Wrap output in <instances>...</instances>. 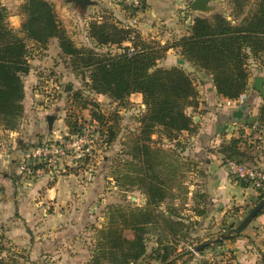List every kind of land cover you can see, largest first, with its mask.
<instances>
[{"label": "rangeland", "instance_id": "374dc122", "mask_svg": "<svg viewBox=\"0 0 264 264\" xmlns=\"http://www.w3.org/2000/svg\"><path fill=\"white\" fill-rule=\"evenodd\" d=\"M49 1L54 6L60 24L64 27L75 45L79 48L93 47L89 40L86 39L84 32L85 25L87 21H94L90 20L92 16L107 15L106 13L111 12L110 8L106 6L105 1L92 0V3L85 9H82L74 2L66 0ZM190 1H187L188 5ZM26 2L27 0H0V4L6 6L9 12L7 23L20 37H25V32L22 30V22L26 18L24 7ZM210 5H212L211 11L200 12V15H210L217 11L225 14L231 12V5L228 0H211ZM26 43L29 49L28 60L31 69L37 71L36 84L32 86L28 85V87L40 94L37 96L38 102L46 100L49 97L52 98L54 88L51 83L47 82L48 76L45 73L49 71L56 74L58 76L56 79L58 80V88L55 91V98L62 101V103L59 104L62 111L64 110L61 112L62 116L64 115V118H66L69 113L68 111L74 108L75 111H78L76 114L80 116L79 124H89L93 120H96L100 125L101 135L103 136L102 140H97L95 144L94 157L86 162L73 165L74 167L78 166L76 167V173L72 177V180L75 181L76 187L77 189L79 188V190L73 193L75 197L70 200V202L63 203L57 206V208L52 204L47 208V213L52 214V217H46L43 211V213L39 212L37 214L38 216L34 218H24L18 212V205L13 206V203L12 205L10 203H5L3 205V216H0L1 258L13 264H93L92 261L96 254L99 240L105 239V243L108 244V240H106L108 238V227L114 220H121L113 219L112 216L118 218L119 211L124 210L129 212L133 208L145 207L149 200L147 194L148 185H146L145 182L150 186L155 184L158 185L159 181H161L159 179L166 174L164 163L168 162L173 165L174 180L170 185L172 187L169 186V188H171L169 191L167 190L168 186L162 187L159 184L157 187L162 189L161 194L163 193L164 199L159 206H152L155 207V209L157 208V213L159 212V226L161 228L159 232H157L158 236L156 234H147L145 236L147 253L141 260L132 264H163L164 259H162V256L164 255V246L171 247L167 260L173 261L172 264H226L229 260H234L237 264H244L238 260L236 250L229 245V243L235 242L242 235L251 239L249 245L253 243V247L251 246L252 248H247L245 246L241 247L244 254H246V250L250 252V249H252V264H264V246L259 245L255 239L247 235V233H253L255 230V227L248 228L250 224L245 230L240 232L243 233L245 231V233L241 234L239 237L234 239L226 238L221 239L220 242H214L223 234H229L228 237H230L236 233H230V230L236 228L248 215L257 201H259L257 197L261 193L260 189H256L257 193L254 200L248 197L247 201L245 203L243 202V204H231L232 206L228 208V211L217 220H213L214 222L210 227L203 226L200 228L199 223L201 220H188V218L185 220V216L182 214L185 212L184 209L188 208V206L186 207L184 204L187 201V197H189L187 194L190 191V187L194 189V191L199 190V186L197 187L196 185L202 183L199 180H203L202 178L205 174L204 168H207L209 162L217 160L216 157L212 155L216 154L215 149L219 150V160L221 161V165L225 166L224 159L227 156L225 153L221 152L223 142L216 147H213L212 144H208L206 148H202L204 141L200 142L191 138L193 135L197 136V133L201 130L200 124L194 128V133L183 131L177 139H169L168 142H163L162 138L156 140V144H153V141H147L145 144L149 148L148 156L152 159L151 165H153V167L145 168L146 166L143 163V158L140 157L139 153L135 156L133 152L129 154L127 160L130 162L127 168L129 171H132V173L137 172V176H140L141 181L135 183V179L133 180L134 177L127 178L125 183L130 186H127V190H124V182L119 184L118 176L119 165L122 163L120 162L118 146L119 124L131 125V128L128 129L132 134L131 147L133 151H135L134 141L136 137L134 136L135 131L133 130L135 128L134 120L141 119L142 108L138 110V107L126 101L122 102V104H112V101L108 103L107 100L102 98L99 102L96 95L89 90L91 84L89 69L84 66H78L73 58L62 54L57 38H51L49 42L50 46L48 45L47 48L27 39ZM46 49L49 50V52H46ZM98 51L101 52L100 50ZM262 61L264 62V59H262ZM259 69L261 70L255 73H257L258 76H263L264 68ZM189 73H191L196 86H199L200 81H205L197 74L198 72ZM68 87L71 90H68ZM72 90L74 92H81L82 101L87 99L90 101L89 103H91V105L86 109H81L79 108L80 105L73 101L72 108L67 110L70 106L68 105V101H70V97L73 95L70 92ZM93 103L100 104L98 107L94 108V111L102 120H98L99 118L95 117L94 119L92 118L93 115L91 111L93 109ZM262 105H264V100L261 103V106ZM56 107L57 106H54L51 112L52 115L59 116ZM119 108L121 111L126 109V112H117ZM106 113L108 116H110L108 113H111L110 119L114 124L109 130L108 123H106ZM90 115H92V117ZM103 118L105 119L104 122ZM125 119H127V122H124ZM128 119L131 121L133 120L132 124H129ZM64 122L62 121L59 122L60 124H57L56 132H52L53 136L51 139L56 138L58 136L57 133L62 136L66 135ZM262 129L264 131V122L262 123ZM0 130L2 131L4 128L0 126ZM162 132L165 135L166 131L162 130ZM186 132L188 134L185 135ZM20 137V135L10 137L8 134H4L2 139H4L5 144L9 145L10 148L13 146L14 150L18 149L17 147L20 146V143H23L22 148L24 149L30 145L46 141L32 142L30 140H21ZM109 138H112V140L109 141ZM243 140L247 142L246 140L252 139L247 137L243 138ZM15 141L18 143H15ZM252 141H254V139ZM158 142L159 145L157 144ZM163 144L169 145L168 152L167 149L162 146ZM254 145V143H251V146ZM0 150H2L1 146ZM14 155L16 156L17 153ZM20 155L21 154L17 155L15 160L9 161H6L4 157L0 156V162L2 161L10 166L13 165L10 172L12 171L15 176L20 175V178L17 180L18 182L15 183L16 191L18 194L20 193L21 197V194L26 191V186H24L22 182L24 177L19 170ZM132 157L134 158L133 160L131 159ZM239 157L238 155V160L241 161L250 160L249 156L246 160ZM155 164L157 168L154 166ZM90 166L94 168L92 171L89 170ZM99 171L102 172L103 180L100 178V182L97 183L95 176ZM229 174L233 177V180L236 179L240 183H246L230 172ZM132 176H134V174ZM33 178V176H29L26 180L29 179L33 181ZM135 185L146 200H140L138 198L139 196L132 193V191L135 190ZM18 188H20V190ZM173 197L179 199L176 202L177 204H175L173 200L170 201ZM195 197L197 198L195 195L191 197V202L193 201V203L190 207L194 210L193 212H195L193 215H196V213H198L197 209L200 208L195 201ZM212 204L214 205L215 202ZM45 205H48V203L42 206ZM14 209H16V211ZM55 210L61 213H57ZM203 210L206 211L207 208H203ZM216 210H220L219 206L214 209V213ZM167 211L170 212V214H167ZM8 215H10V217H8ZM212 217L216 219L218 215L215 213ZM190 223H194V225L191 226ZM195 224H197L198 228L195 227ZM104 228L106 230L102 233ZM121 229L125 239L134 238L135 233L130 227L122 226ZM160 240L163 241V244ZM202 243L209 244L203 250L196 251V246ZM115 262L116 261H112L108 256H105L99 261V264H115Z\"/></svg>", "mask_w": 264, "mask_h": 264}, {"label": "trees", "instance_id": "16d2710c", "mask_svg": "<svg viewBox=\"0 0 264 264\" xmlns=\"http://www.w3.org/2000/svg\"><path fill=\"white\" fill-rule=\"evenodd\" d=\"M231 12H213L210 15H197L189 27V33L181 36L172 45H162L157 41H144L138 33L135 41L141 50L132 54H112L98 48L109 43L120 46L130 38L131 31L122 28L120 21L106 13L101 20L91 21L88 35L93 47H77L64 27L60 24L53 4L49 0H27L25 3L26 18L22 22L25 37L17 35L9 26V15L6 6L0 4V126L5 130H18L24 116L23 104L26 88L25 76L31 71L28 60L27 40L47 48L51 38H57L62 54L73 58L78 66L90 71V91L105 94L113 101L125 102L132 93L143 94L145 110L142 113L141 131L134 141V156L143 158L145 168L153 167L149 148L145 144L152 141L154 133L166 131L168 139H177L181 132L194 133L199 122L188 112L189 107L198 106V90L191 73L180 66L171 68L159 66L167 50L178 47L183 57L198 70L212 76L217 93L227 99H239L250 87L252 71L251 60L261 59L264 55V0H228ZM147 9V1L141 6ZM83 68V67H82ZM71 90V89H70ZM73 94L68 101L72 108L73 101L86 109L91 103L82 101L81 92ZM82 102V103H81ZM93 119L99 118L92 104ZM65 118L69 134L82 131L83 125L74 108L68 111ZM102 120V119H98ZM103 118V122H104ZM259 123L264 122V105L259 110ZM107 123V121H106ZM249 124V123H248ZM253 124H249L252 126ZM111 127H108V130ZM112 138H109L111 141ZM242 138H231L222 145V151L229 158L238 159L241 154L239 144ZM226 157V158H227ZM37 167V166H36ZM151 167V168H152ZM141 173V172H140ZM147 186L148 202L143 208L131 211H119L118 218L108 227L106 244L100 239L93 257V264L108 256L115 264H132L141 260L147 253L146 235L157 234L160 215L157 208L164 199L158 185ZM247 186L248 183H241ZM258 200L264 197V186L260 188ZM156 210V211H155ZM199 211V210H198ZM199 211V213H202ZM264 213V207L257 215ZM165 217V216H164ZM121 226V227H120ZM122 226L130 227L135 236L125 239ZM105 228L102 233L105 232ZM235 233L228 239L239 237ZM163 244V241L160 240ZM220 242V241H219ZM163 264H172L167 260L171 247H163ZM0 264H13L0 257Z\"/></svg>", "mask_w": 264, "mask_h": 264}, {"label": "crops", "instance_id": "0c3cea01", "mask_svg": "<svg viewBox=\"0 0 264 264\" xmlns=\"http://www.w3.org/2000/svg\"><path fill=\"white\" fill-rule=\"evenodd\" d=\"M106 6L110 8L111 12H108L110 15H113L119 20L126 19L127 16L125 11L116 5L111 0H104ZM147 1V9L142 14V27H141V38L146 41H157L162 45H172L175 41H177L181 36L189 33V20L191 18H195L197 15H200V12L197 11H189L187 9L188 0H146ZM190 1V0H189ZM85 25V36L86 39L89 40L92 45L93 42L88 35V21ZM50 46V44H49ZM46 52L49 50H45ZM264 59V55L262 56ZM183 60L184 62H181ZM159 66L171 68L174 66H180L185 69L187 72H198L199 76L205 80L201 82L199 86H197L198 90V106L196 108L189 107L187 110L190 114L194 115V119L196 122H199L201 125V130L197 133V136L193 135L191 138L196 139V141H204L202 144V148H206L208 144H212L213 147H216L218 144L223 142L229 143L231 138H242V141L239 144V148L241 150V154H239V158L245 159L249 156L252 164L262 166L264 168V141L259 143L255 138V133L249 135L247 131V127H250L249 124H258L260 128H262V123H259V110L261 103L264 100V96L261 95L254 87L253 81L254 77L258 76L257 71H260L259 68H264V62L261 59L251 60L250 69L252 71V77L250 80V87L247 92L242 96L243 103L241 105H227L226 98L220 96L217 93L216 87L214 85L212 76L206 74L205 72L198 70L191 62L187 61L178 47H170L165 56L158 61ZM37 71L35 69H31L30 73L25 76V88L26 95L23 101L25 111L24 116L22 118V122L20 124V128L18 130H0V136L8 134V136H21V140H30L32 142H41L43 140L51 139L52 132H56V126L59 122H64L65 134L68 132V127L66 124V120L64 115L62 116L61 112L62 108L59 107L62 101L55 99L53 103L47 102L46 100H42L38 102L37 96L40 94L34 92L33 89H29L28 85H35L37 82ZM254 73V74H253ZM68 89V88H67ZM33 90V91H32ZM70 90V89H68ZM71 92V91H70ZM69 92V93H70ZM94 93V92H93ZM96 95L97 100L99 102L104 98L107 102H113L112 104H120L119 101H113L105 94ZM40 98V97H39ZM95 100V99H94ZM96 101V100H95ZM67 102V101H66ZM126 102L130 103L138 107V110L142 108L141 114L145 110V104L143 102V94L139 92L132 93L129 98L126 99ZM97 107L100 105L98 103ZM57 106L56 109L59 112V116L52 115V108ZM246 106L245 109L242 107ZM121 107V106H120ZM65 109V108H64ZM105 112V110H104ZM110 112V110H109ZM119 113L126 112V109L121 111H117ZM107 115V123L108 127H113V121L111 118V113ZM54 116V120L52 126H50L48 117ZM92 117V115H90ZM93 118V117H92ZM61 119V120H59ZM127 122V119L124 120ZM129 124H132L128 119ZM249 123V124H248ZM60 124V123H59ZM112 124V126H111ZM135 131L134 136L137 135L141 131V121L140 119L134 120ZM131 125L127 126V124L121 125L119 124V154H120V165H119V184H124V190H127V186H130L125 183L127 178L134 177L135 183H139L141 181L140 176H137V172L132 173V171L128 170V156L133 152L131 147V131L129 129ZM107 132V131H106ZM224 132V133H223ZM58 135H61L57 133ZM188 134L187 132L185 135ZM250 137L252 140H246L244 142L243 138ZM162 138L163 142H168L169 139L165 137L162 133H154L152 135L153 144H156V140ZM40 140V141H39ZM256 140V141H255ZM15 143H18L15 141ZM251 143H254V146H251ZM26 144V143H25ZM159 145V142L157 143ZM261 145V146H260ZM15 146V145H14ZM23 143H20L17 150H14L13 146H11L8 153H4L0 150V156L4 157L6 161L15 160L16 156L21 154L23 151ZM26 146V145H25ZM164 148L169 150L168 144H163ZM16 147V146H15ZM116 150V149H115ZM171 150V149H170ZM216 154H212L213 157H216L217 160L209 162L207 168H204L205 174L202 178L203 180H199L202 183L199 185V190L194 191L190 187V191L188 192L187 201L184 205L188 208H185L182 214L185 216V220H201L199 225L200 228L205 226H211L213 224V220H217L220 216H223L227 211L231 204L239 205L245 203L250 197L252 200L255 199V195L257 190L252 188L250 185L243 186L236 179L233 180V177L230 176L228 169L226 166L221 165V161L219 160L220 152L215 149ZM17 155L15 156L14 154ZM252 154V155H251ZM168 155V153H167ZM134 159L133 157L131 158ZM152 160V159H151ZM124 161V162H123ZM166 169V174L164 177H161L159 180V184L163 186H168L167 190L170 191L171 188L169 186L172 184L173 177V165L172 163L165 162L164 163ZM75 164L67 161L63 162L54 168L52 171L46 170L41 176L34 177L33 181L26 180L27 177H24L22 181L24 186H26V191L22 193L20 197V193H17L16 183L20 178V175L15 176V174L10 169L13 167L7 165V163L0 162V210L2 215L3 205L5 203H10L13 206L18 205V212L24 218H34L38 216L37 214L43 213L46 217H52V214L47 213V208H49L52 204L57 206L70 202L75 196L74 192L77 189L75 181L72 180V177L75 175L76 167L73 166ZM130 166V165H129ZM156 168V164L154 165ZM163 169V170H164ZM103 171V170H102ZM170 173V175H169ZM134 174V176H132ZM97 183L100 182V178H102V172H98L95 176ZM108 178V177H107ZM103 180V178H102ZM124 180V181H123ZM132 181V180H131ZM186 183V182H184ZM83 187V186H82ZM135 190L132 193L139 196L140 200H146L143 194L137 189L135 185ZM172 187V186H170ZM20 190V188H18ZM25 189V187H24ZM12 190V191H11ZM3 193V194H2ZM195 195V201L198 203V206L201 208L197 209L196 215H193L194 210L190 207L193 201L191 202V197ZM143 196V197H142ZM136 197V199L138 200ZM170 199V198H169ZM173 200L175 204L179 199L175 197L171 198L170 201ZM17 202V203H16ZM215 202L213 205L212 203ZM48 203V205L42 206ZM172 204V203H169ZM212 205V208H211ZM220 210H216V215L218 217L213 219L214 209L218 208ZM46 208V209H45ZM203 208H207V210H203ZM16 211V209H14ZM202 213H199V211ZM57 212V210H55ZM61 213V212H57ZM218 213V214H217ZM167 214L170 212L167 211ZM10 217V215H8ZM202 224V226H201ZM190 225H194V223H190ZM195 227L198 228L197 224ZM255 227L253 233H247V235L251 236L253 239L257 241L259 245L264 246V213L260 214L256 218L252 220L249 225V229ZM247 229V230H249ZM195 232V231H194ZM245 231L242 233L244 234ZM250 240L245 235L240 236L235 242L229 243L233 249L236 250L237 258L240 262L246 264H252L253 254L252 249L250 252L246 250V254L242 251V246L247 248H252L253 243L249 245ZM252 246V247H251ZM244 248V247H243Z\"/></svg>", "mask_w": 264, "mask_h": 264}, {"label": "built area", "instance_id": "2783aa9c", "mask_svg": "<svg viewBox=\"0 0 264 264\" xmlns=\"http://www.w3.org/2000/svg\"><path fill=\"white\" fill-rule=\"evenodd\" d=\"M144 0H113V2L121 7L127 16L126 19L120 21V26L131 31L130 38L123 42L120 46L116 44H107L98 48L100 51H111L112 54L132 55L141 50L140 46H136L135 41L142 27V11L141 6ZM103 15L92 16L90 20H101ZM191 26L194 18L188 19ZM91 21H88V24ZM48 81L53 85L52 98L46 99L47 102L53 103L56 99L55 91L58 88V76L52 72L45 73ZM53 99V100H50ZM243 103L242 96L239 99H227V105H241ZM145 107V106H144ZM249 135L255 133V138L259 143L264 141V131L258 124L247 127ZM3 136V135H2ZM0 137V146L4 153H8L10 146L5 144L4 139ZM100 125L93 120L89 124H84L81 132L76 134L58 135L54 139L33 144L25 147L20 155L19 170L22 175L39 177L46 170L49 172L63 162H71L78 164L86 162L94 157V147L97 140H102ZM256 141V140H255ZM261 146V145H260ZM225 166L228 171L244 180L254 189H260L264 186V168L259 165L252 164L248 161H241L234 158H225ZM37 166V167H36ZM94 168L90 166L89 170ZM226 264H237L234 260H229Z\"/></svg>", "mask_w": 264, "mask_h": 264}, {"label": "water", "instance_id": "95a60500", "mask_svg": "<svg viewBox=\"0 0 264 264\" xmlns=\"http://www.w3.org/2000/svg\"><path fill=\"white\" fill-rule=\"evenodd\" d=\"M69 2H74L75 4L79 5L82 9H85L88 5L92 3V0H66ZM211 0H191L187 9L189 11H197V12H209L212 9V5H210ZM181 62H184L181 60ZM253 87L264 96V75L263 76H255L253 81ZM69 89V87H68ZM243 109L246 106L242 107ZM54 120V116H49L48 121L50 126H52ZM264 207V197L257 201L254 207L250 210L248 215L242 220V222L234 229L230 230V233L236 232L240 233L247 228V226L252 222L254 218L260 213L262 208ZM229 234H223L221 237L217 238L214 242H219L221 239L228 238ZM209 243H202L196 246V251L203 250Z\"/></svg>", "mask_w": 264, "mask_h": 264}]
</instances>
